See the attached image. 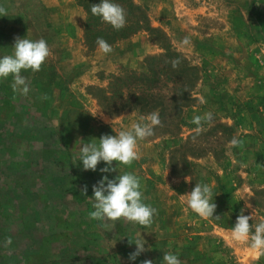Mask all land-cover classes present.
<instances>
[{
	"label": "rangeland",
	"instance_id": "obj_1",
	"mask_svg": "<svg viewBox=\"0 0 264 264\" xmlns=\"http://www.w3.org/2000/svg\"><path fill=\"white\" fill-rule=\"evenodd\" d=\"M133 2L158 30L136 34L137 40H155L150 56L170 46L198 69L197 80L182 114L186 125L176 135L154 131L138 141L139 160L130 167L114 161L116 171L102 173L103 161L96 171L74 163L80 146L131 131L151 113L106 114L97 88L107 87L112 75L145 72L147 57L135 69L95 70L94 83L81 84L75 93L70 75L84 70L87 58H68L64 50L61 58L54 55L56 14L46 0H0L8 12L0 16V37L43 38L51 50L48 77L22 73L30 86L26 97L13 92L11 77L0 81V264H164V253L177 255L181 264H264V250L231 237L242 210L253 216L250 224L264 221V0ZM208 112L214 120L197 134L191 121ZM233 137L242 145L232 146ZM119 171L135 174L143 202L157 209L151 227L117 222L109 231L89 218L93 185ZM196 183L212 187L220 219H203L187 206L181 195ZM138 234L150 250L131 261L136 245L130 240ZM8 238L12 243L5 246Z\"/></svg>",
	"mask_w": 264,
	"mask_h": 264
},
{
	"label": "clouds",
	"instance_id": "obj_2",
	"mask_svg": "<svg viewBox=\"0 0 264 264\" xmlns=\"http://www.w3.org/2000/svg\"><path fill=\"white\" fill-rule=\"evenodd\" d=\"M91 13L100 17L103 22L110 24L115 30L119 31L126 26V10L113 0H102V3L91 6ZM0 16H8L7 9L0 6ZM185 45L190 43L188 37L183 40ZM98 49L105 54L113 51L112 46L102 37L96 40ZM14 51L11 55H5L0 58V81L12 78L11 88L14 93L21 96H27L30 91L29 82L22 73L31 70L39 72L51 55V50L47 41L43 38L39 40H30L26 38H16ZM173 67H177L179 61H173ZM95 116V115H94ZM147 122L134 123L131 131H119L117 135H104L99 139V144L95 142L83 143L79 148V153L74 159V163L82 161L84 170L96 171L98 164L103 161L106 167L101 168L102 173L115 172L112 167L113 162L118 165L131 166L134 161L140 159L138 152V141H143L153 136L154 128L162 127V121L159 118V112H153L147 116ZM145 117H141L144 121ZM214 120L211 112L203 116L196 115L191 121L197 125L196 133L199 134L204 123H212ZM195 139V137H193ZM230 144L234 147L242 145V141L233 137ZM62 147V146H61ZM120 172V171H119ZM94 200L93 210L89 212V218L94 221H100L101 226L112 231L117 222L121 224L132 223L142 227H151L154 223V216L157 209L143 202V192L139 178L131 173L125 172L109 179L105 175L97 185H93ZM82 193L87 195V186L82 189ZM187 196V206L203 219L215 218L217 205L213 202V189L207 183H196V186ZM251 208L252 205L246 204ZM253 219L251 215H244L243 210L237 217L236 224L231 228V237L234 241L248 243L254 250H264V221L258 224H250ZM135 239L130 243L136 245V250L129 255L131 261H135L142 253L150 250L145 248L146 241L141 238ZM12 243L11 238L5 241V246ZM164 264H181L177 255L164 253ZM142 264H153L152 260H144Z\"/></svg>",
	"mask_w": 264,
	"mask_h": 264
},
{
	"label": "trees",
	"instance_id": "obj_3",
	"mask_svg": "<svg viewBox=\"0 0 264 264\" xmlns=\"http://www.w3.org/2000/svg\"><path fill=\"white\" fill-rule=\"evenodd\" d=\"M76 5L85 13L83 39L88 50L98 47L96 40L102 37L110 45L127 40L139 32L157 33L151 27L146 9L133 0H113L126 10V26L117 31L100 17L91 13V6L102 3V0H75ZM152 43H156L153 39ZM159 45V43H158ZM166 46L163 55L148 56L146 71H129L112 75L107 87L97 88L96 100L106 114L119 112L153 113L159 112L162 127H155L168 136L176 135L185 124L182 114L192 102V91L197 80L198 69L188 64L186 58ZM179 61L173 67V61ZM163 100L171 104L165 106Z\"/></svg>",
	"mask_w": 264,
	"mask_h": 264
},
{
	"label": "crops",
	"instance_id": "obj_4",
	"mask_svg": "<svg viewBox=\"0 0 264 264\" xmlns=\"http://www.w3.org/2000/svg\"><path fill=\"white\" fill-rule=\"evenodd\" d=\"M46 2V7L52 9L56 14L54 15V29L57 32H53L56 34L55 37L58 36V39L54 46L56 48L54 55L58 54V58H61L60 51L64 50L67 52L66 56L68 58H87L85 69H82L79 73L76 72L70 75L72 79L75 78L77 81L74 83L75 93L77 90L79 92L81 84L94 83L93 72L95 70L100 69L106 73H113L117 68L119 69L121 67L135 69L140 65L144 57L146 58L155 52L156 46L154 43L143 37L137 40V35L134 36L136 38L132 37L111 45L113 51L108 54L100 51L98 47L94 50H88L83 39L85 13L82 8L77 6L74 0H46ZM3 36L0 37V58L13 54V47L15 45V41L8 34H4ZM123 42L124 44H122ZM45 67L44 64L42 70L37 72L41 78L48 77L44 75ZM66 78L69 77L66 76ZM52 92L49 93L52 94ZM44 93H48V91Z\"/></svg>",
	"mask_w": 264,
	"mask_h": 264
}]
</instances>
